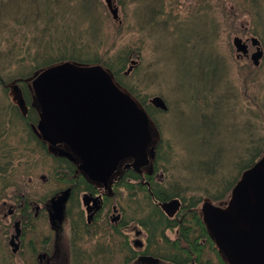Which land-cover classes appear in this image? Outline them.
<instances>
[{"label":"trees","instance_id":"obj_1","mask_svg":"<svg viewBox=\"0 0 264 264\" xmlns=\"http://www.w3.org/2000/svg\"><path fill=\"white\" fill-rule=\"evenodd\" d=\"M184 1L186 0H114L119 10L122 9V17H124L126 8L130 6L132 9L131 24L127 28L122 25L121 17L118 21L112 19L105 3H102L101 0H0V190L19 189L20 187H23L21 190L26 189L25 183H22L23 186L18 187L17 185L19 182L17 177L22 172V174L40 173L41 177L39 176V178L44 186L53 185V190L50 189L46 195H40L42 197H49L59 189L72 184H85L83 174L79 173L77 177L71 179L73 176L72 163L63 151L57 148L55 142L37 131L41 109L32 81L41 71L65 62L79 66H102L120 86L130 93V96L139 104L150 121L156 124L158 143L155 156L151 163V169L145 168L144 171L148 174H156L159 169H164V172L168 171L170 169L168 165L177 166V154L172 148V138L162 133L163 120L161 119L166 114L151 105L146 95H141L134 87L125 82V72L128 71L126 65L133 59L142 60L143 47L138 46L137 50L134 48L137 43L141 44L142 41L138 38L132 44H128L130 42L125 44L124 41L125 36L128 35L146 34L148 38L153 39L154 42L150 47L155 51L157 49L155 46L156 34L153 32L163 30L167 34V46L170 49V54L178 43L193 49L196 42L203 49L207 39L210 40V37H207L210 36L207 34V31L210 32V30H207L206 24L205 34L201 33V29L200 33L191 36H188L187 33L183 36L179 34L180 30L187 31L192 21L202 20V17H187V12L186 16L182 18L179 16L178 13L181 12V5ZM263 3V0H256L258 18H260ZM255 22L257 25H255L256 27L252 26L253 35L260 42L264 51V33L262 34L263 39L258 37V28L261 22L257 20V17ZM110 27L111 29H109ZM262 27H264V21ZM117 40L124 45L117 46ZM262 59L258 66L254 65L253 69L249 71H252L250 76L254 77V80L260 77L259 72L262 69L264 71V52ZM186 64L189 65L190 60ZM205 64L201 65L205 69L204 67L199 68L203 75L210 76L211 84L203 87L201 92L196 97L194 96L195 98L193 97L198 104L201 119L205 115L200 114L203 111L201 101H204V106L207 105L212 109V112L217 111L216 100L211 104L208 103L206 93L216 94L215 97L218 96V101L225 104L231 96L230 103L231 105L233 103V106L241 101L240 96L231 90V86L228 88L230 84H226L227 86H224L222 91L219 88L220 68L225 70V60L218 54V60L215 59L218 73L214 69L212 72L214 74L207 73L210 72V66L207 67ZM137 65L133 67L136 74L140 69V65ZM193 68L196 66L194 65ZM216 80H218L219 89L214 86ZM259 87L262 89L249 91L254 95L253 101L259 102L261 99L264 107V93L261 95L264 86L259 85ZM218 90L222 95L218 93ZM227 97L228 101L226 102ZM180 103L183 102L177 100L175 104L178 106ZM178 108L181 109L180 106ZM210 117L205 116L203 121L209 122L207 118ZM225 123L228 122L225 121ZM220 134L218 131V140ZM239 134L246 136L245 140L242 139L241 144H238ZM234 136L236 137L228 140ZM229 143L235 146L232 149L235 150L233 155H227L224 152H227L225 146ZM211 150L207 151L208 159L200 158L190 161L189 167L193 169L191 170L193 175L194 171H197L199 174L197 176H200L197 177V183H200V186L197 185L199 190L204 191V183L213 182L216 184L218 182V187L215 185L218 197L211 199L218 200L220 203L229 197L231 189L242 172L250 168L263 155L264 129L260 126L252 129L250 125H247L239 131L237 126L233 127L232 123L231 127L225 130L221 143L216 146L214 152ZM219 162L224 166L218 168ZM165 163H167L166 166ZM185 168L187 169V166ZM224 168H226V172ZM133 172L135 171H127V173ZM213 174L217 175L216 179L205 177ZM178 179L183 181L182 177H178ZM180 181H176L179 184L174 185L158 181L152 183L149 189L143 187L136 195L137 201L133 195L129 196L128 222H134L145 232L149 253L152 252V246L157 248L160 254L174 253L176 257L182 252L189 256L200 255L202 252L195 251L196 243L192 241V236L188 235L184 226L179 229L178 239L180 238V240H176L174 243L169 242L165 231L172 230L176 225L163 215L155 203V201L180 199L181 212L189 222L191 221L185 226L191 225L201 233L202 237H208L199 215L195 211H190L199 203L187 200ZM78 189L81 190L79 187ZM127 191L130 193L132 189L127 186ZM184 209L189 211H184ZM116 236H119L118 233ZM208 242V247L204 250L214 252L219 264H227L222 254L214 248L213 242ZM131 251L127 242L126 264L130 262ZM203 264L206 263L203 262Z\"/></svg>","mask_w":264,"mask_h":264},{"label":"rangeland","instance_id":"obj_2","mask_svg":"<svg viewBox=\"0 0 264 264\" xmlns=\"http://www.w3.org/2000/svg\"><path fill=\"white\" fill-rule=\"evenodd\" d=\"M101 1L104 3V0ZM114 5L116 4L114 3ZM182 5V10L178 13L181 18L186 16L185 13L187 12V17L197 16L202 17V20L192 21L187 31H179L180 36L186 33L188 36L200 33V29L203 24L206 23L207 30H210V32L207 31V34L210 35L207 37H210V40L207 39L206 44L203 45V49L201 45L196 42L193 49L187 45L178 43L174 46L175 50L170 54V49L167 46V34L163 30L153 32L156 34L155 46H157V49L155 51L153 50L154 48L150 47L154 42L153 39L148 38L146 34L125 36V44L127 42H130L128 44H132L133 41H136L138 38L141 39L142 43H137V46H134V48L137 50L139 49L138 46L143 47L141 55L142 60H137L140 69L136 74L132 61L126 65L128 71L125 75V82L134 87L141 95H146L148 100L154 96L162 98L167 106V110L164 112L166 115L161 119L163 120L162 133L172 138V148L176 151V162L178 164L176 167H174V164L172 166L168 165L170 169L165 172L163 171L164 169H159L158 173L155 174L157 180L152 179V182L156 180V182L159 181V183H171L174 185L179 184L176 183V181H180L178 177H182L183 181H180V183L185 190L187 200L200 203L205 198L211 199L215 197L213 196V192L216 190L215 185L218 187V182H216V184L213 182L204 183L203 187L209 189H204V191H202V189L199 190L197 185L200 186V183H197V177L200 176H197L199 175L197 171H194V175L191 173L193 169L189 167V164L200 158L202 160L205 158L208 159L207 151L212 149L211 152H214L216 146L221 143L225 130L231 127L232 123L233 127L235 128L237 126L239 131L247 125H250L252 129L259 126L264 129L263 102L261 99L259 102H254V95L251 93L254 90L262 89L259 85L264 86V71L262 69L259 72L260 77L254 80V77L252 78V76H250L252 71L249 72L253 69L251 60H237L235 58L237 53L232 44L233 39L238 37L244 44L249 46L251 51L255 50V46L251 47L252 38L255 37V35H253L252 26L256 27L255 25L257 24L255 19L257 17V20L261 22L258 28V37L260 36V39H263L262 34L264 33V27L262 26L264 21V3L262 4L260 18L257 16L256 0H186ZM125 13L124 17H122L123 13L120 8L119 17L122 18V25L128 28L132 18V9L130 6L125 9ZM112 25L116 26L115 24ZM112 28L114 29L113 26ZM109 29H111V27ZM124 43L121 44L120 41H116V45L119 47L123 46ZM255 45H257V42ZM218 54L226 62L225 70L220 68L219 75L221 81H219V88L222 91L224 86H227L226 84H230L228 88L231 86V90L240 96L241 101L237 102L236 106L235 104L233 106V103L232 105L230 103L231 96H229V101L228 97L226 98V102H228L225 104L218 101V96L215 97L216 94L206 93L208 103L211 104L216 100L215 105L217 104V111L212 112V109L208 108L207 105L205 107L204 101H201V108L203 111L200 112V114H205L204 117L211 116L207 118L209 121L207 122L203 121L204 117L201 119L199 116V107L194 101V98L201 92L203 87L211 84L210 76L208 77L207 74L203 75L201 73L200 68L204 67L201 65L206 63L205 65H207V67L210 66V72L206 71L208 74H211L214 69H216L218 73V69L215 67V59L218 60ZM188 60H190L189 65L186 64ZM194 65L196 68H193ZM195 77L198 78L195 79ZM214 86L219 89L218 80L214 81ZM220 90H218V93L222 95ZM249 90L252 91L250 92ZM246 93H248V95H246ZM263 93L264 90L261 91V95ZM177 100L183 102L178 104L181 109L175 104ZM225 121L228 123H225ZM218 131L221 133L219 140ZM151 135L155 142L156 139L154 137L157 136V132L153 131ZM235 137L236 136L228 138V140ZM245 137V135L239 134L238 144H241L242 139L244 138L245 140ZM233 147H235L234 144H227L225 146L227 152H224L227 155H233L235 153V150H232ZM182 161L183 163H181ZM166 164L167 163H165V166ZM186 166L187 169L185 168ZM223 166L224 164L219 162L218 168ZM224 170L226 172V168H224ZM22 173L17 177V181H19L17 184L23 186L22 183H25L26 190L37 192L39 195H46V193L53 188L52 184H47L46 186L42 184L39 178L40 173ZM205 177L216 179L217 175L213 174ZM188 186L192 188L190 189ZM222 203L224 202H220L219 204ZM133 226L136 227L137 224L134 223ZM136 229H139V227L127 229V234L129 235L128 239L131 241L137 238L134 235ZM166 233L169 239H175L173 231ZM139 239L142 241V236L139 237ZM206 256L211 259L210 262L212 264L218 262L212 257L211 251H207ZM108 264H112V262L109 261Z\"/></svg>","mask_w":264,"mask_h":264},{"label":"flooded vegetation","instance_id":"obj_3","mask_svg":"<svg viewBox=\"0 0 264 264\" xmlns=\"http://www.w3.org/2000/svg\"><path fill=\"white\" fill-rule=\"evenodd\" d=\"M205 24L201 28L202 34L206 33ZM254 46L255 50L251 51L243 41L239 50L233 45L237 53L235 58L250 59L252 65L260 63L264 51L255 37L252 38L251 44V47ZM256 55L260 58L258 59ZM55 143L59 150L72 155L71 160L67 158L73 167L71 179L77 177L79 173L83 174L85 184L71 185L64 219L61 223L54 224L49 221V209L50 199L56 194L42 197L37 192L25 188L21 190L23 187L0 190V264H108V261L112 264H126L127 242L132 250L129 264H203V262L212 264L211 259L206 256L208 250L204 249L208 247V241L213 242L217 251L218 246L216 238L204 224L203 205L210 203L218 207V200L205 198L196 207L190 209L199 215L208 237H202L201 233L191 225L185 226L191 221L189 222L182 214L180 199L174 198L180 205L171 211L163 210L160 204L173 199L164 202L155 201L163 215L176 225L172 230L165 231L166 237L168 235L166 232H174L175 239L171 240L167 237L169 242L180 240L179 229L184 226L188 235L192 236V241L196 243L195 251H202L200 255L189 256L184 252L177 257L174 253L160 254L154 246L149 253L144 232H140L139 235V232L135 231L134 235L137 238L134 241L127 238V229H135L134 223L128 222L127 218L129 196L136 197L141 188L149 189L157 180L155 174L144 172L145 167L151 169L150 145L139 153L141 164L135 160L136 158L134 159L136 157L134 156L131 161L123 158L116 165L108 168L111 160L116 161L130 150L120 148L103 159L89 143L78 141ZM127 171L135 172L127 173ZM152 179L156 180L152 182ZM127 186L132 192L128 193ZM213 196L218 197V190L213 192ZM135 199L137 201V197ZM219 206L224 207L225 203ZM184 211L189 210L184 209ZM140 236L142 241L139 239ZM180 243L184 244L182 241ZM211 253L218 261L216 254L212 251Z\"/></svg>","mask_w":264,"mask_h":264},{"label":"water","instance_id":"obj_4","mask_svg":"<svg viewBox=\"0 0 264 264\" xmlns=\"http://www.w3.org/2000/svg\"><path fill=\"white\" fill-rule=\"evenodd\" d=\"M104 1L112 18L117 20L118 8L113 0ZM241 42L235 38L233 45L239 50ZM32 85L41 108L39 133L53 142L89 143L103 159L120 148L130 150L116 161L111 160L108 168L134 156L142 163L139 153L151 142L147 115L100 65L79 66L70 62L54 65L36 74ZM151 104L161 111L167 110L160 97L153 98ZM149 155L153 159L152 147ZM70 192L67 188L50 199L51 223L63 221ZM179 205L173 199L160 207L171 211ZM203 221L228 264H264V153L241 174L224 207L204 203Z\"/></svg>","mask_w":264,"mask_h":264},{"label":"bare ground","instance_id":"obj_5","mask_svg":"<svg viewBox=\"0 0 264 264\" xmlns=\"http://www.w3.org/2000/svg\"><path fill=\"white\" fill-rule=\"evenodd\" d=\"M33 82V81H32Z\"/></svg>","mask_w":264,"mask_h":264}]
</instances>
